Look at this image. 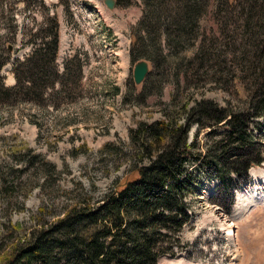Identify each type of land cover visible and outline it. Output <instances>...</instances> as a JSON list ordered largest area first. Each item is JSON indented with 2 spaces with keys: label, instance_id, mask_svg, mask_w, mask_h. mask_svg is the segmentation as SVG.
<instances>
[{
  "label": "rangeland",
  "instance_id": "rangeland-1",
  "mask_svg": "<svg viewBox=\"0 0 264 264\" xmlns=\"http://www.w3.org/2000/svg\"><path fill=\"white\" fill-rule=\"evenodd\" d=\"M160 1L115 0L109 10L104 0H0V64L7 61L0 76L7 86L14 84V62L27 56L31 43L47 41L53 18L59 25V69L76 52L83 64L79 82H71L64 96L54 90L46 105L0 106V260L25 234L38 231L37 219L52 223L79 202L88 210L97 209L105 196L115 195L117 183L136 180L130 131L140 122L150 125L168 115L177 125L184 124L183 106L189 110L197 102H212L252 120L249 130L264 158V114L254 116L256 110L249 105L263 81L264 31L252 22L254 18L229 15L220 40L218 25L206 7L191 46L173 50L161 26L156 35L141 25L145 2L156 8ZM204 34L217 39L220 54L208 63L211 68L203 67L177 86L171 70L179 67L171 64V54L178 58L193 54L198 36ZM133 37L144 40L137 58L149 66L140 85L132 78ZM222 135L221 126L193 122L187 144L196 136L191 152L203 156L214 151ZM23 149L43 160L33 168L15 164L11 155ZM252 168L257 174L264 172V163ZM184 170L193 178L192 194L184 200L190 218L181 232L169 234L166 247L172 254L161 256L157 264H264V197L250 202L252 194L264 191V184H256L250 171L243 177L233 175L231 197L220 192L216 176L206 173L191 154ZM41 206H46L42 214Z\"/></svg>",
  "mask_w": 264,
  "mask_h": 264
},
{
  "label": "trees",
  "instance_id": "trees-1",
  "mask_svg": "<svg viewBox=\"0 0 264 264\" xmlns=\"http://www.w3.org/2000/svg\"><path fill=\"white\" fill-rule=\"evenodd\" d=\"M209 1L161 0L156 8H151L154 3L145 2L147 9L141 25L156 35L161 26L162 33L167 34V45L173 50L182 45L191 46L195 38L193 33L199 28L206 7L211 9L213 20L218 25L220 40L225 37L229 15L241 14L248 21L254 18L252 22L264 31V11L261 9L264 0H211V4ZM258 6L261 11H258ZM51 22L52 33L47 41L38 45L31 43L27 56L14 62V85L6 86L0 76V106L39 102L46 105L54 90L57 95L64 96L71 82H79L83 64L78 52L65 58L61 70L58 67L59 25L55 18ZM216 43V38L204 34L198 36V46L193 54L181 55L180 58L171 54V64L179 67L171 70L177 86L181 82L187 83V77L200 73L203 67H212L208 63L220 54ZM140 44H144V40L133 37L130 57L134 62L138 60L137 47ZM227 61L232 62L229 58ZM6 62L0 64V69ZM260 76L263 81L249 101L250 107L256 110L254 116L264 114V69ZM182 108L186 115L184 124L177 125L173 118L165 115L163 120L150 125L140 122L136 129L130 131L134 149L132 156L135 157L132 171L138 175L136 180L117 183L115 195L109 193L105 196L97 209L88 210L79 202L69 206L52 223L37 219L38 231L34 235L30 231L25 234L24 240L18 241L0 264H157L161 256L172 254L166 247V239L170 233L181 232L190 218L184 201L192 194L193 188L190 181L193 178L184 170L189 154L200 167L204 166L206 173L216 176L220 192L231 197V176H246L251 167L264 163L262 152L256 149L249 130L252 120L249 121L243 113L229 112L208 101L197 102L189 110L186 106ZM194 116H198L200 121L191 120ZM193 122L223 127V138L217 140L214 151L208 150L203 156L191 152L196 145V136L189 145L187 141ZM14 154L11 160L15 164H27L31 168L35 162L43 160L31 149L18 150ZM49 173L47 170V184ZM45 208L40 207V214Z\"/></svg>",
  "mask_w": 264,
  "mask_h": 264
},
{
  "label": "water",
  "instance_id": "water-1",
  "mask_svg": "<svg viewBox=\"0 0 264 264\" xmlns=\"http://www.w3.org/2000/svg\"><path fill=\"white\" fill-rule=\"evenodd\" d=\"M104 4L106 5V7L110 10H112L114 8L115 5V0H104ZM8 50H11V46H8ZM149 72V66L148 63L146 61H138L133 68V72H132V77H133V82L135 85H140L146 75Z\"/></svg>",
  "mask_w": 264,
  "mask_h": 264
},
{
  "label": "bare ground",
  "instance_id": "bare-ground-1",
  "mask_svg": "<svg viewBox=\"0 0 264 264\" xmlns=\"http://www.w3.org/2000/svg\"><path fill=\"white\" fill-rule=\"evenodd\" d=\"M249 175L250 176H253L255 178V183L256 184H262V183L264 184V172L261 171L259 174H257V172L255 170L251 169L250 172H249ZM262 197H264V191H262L260 194H255V195L252 194V197L250 199V202L255 203L256 200H259ZM237 201H239V204H240V201L241 200H240V197L239 196H238V200ZM235 209H237V207Z\"/></svg>",
  "mask_w": 264,
  "mask_h": 264
}]
</instances>
